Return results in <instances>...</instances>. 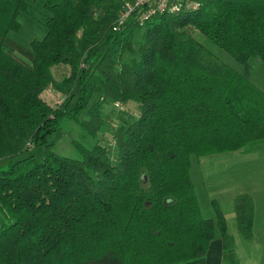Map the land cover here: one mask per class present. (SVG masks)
Here are the masks:
<instances>
[{
	"label": "trees",
	"instance_id": "trees-1",
	"mask_svg": "<svg viewBox=\"0 0 264 264\" xmlns=\"http://www.w3.org/2000/svg\"><path fill=\"white\" fill-rule=\"evenodd\" d=\"M42 1L46 33L31 42L26 66L5 38L30 0H0V159L10 160L0 170V264H203L216 228L232 263L234 235L217 205L214 219L203 217L191 156L264 142V90L215 57L201 59L211 53L194 34L242 64L264 59V0H198L197 9L119 29L123 0ZM49 86L62 102L44 99ZM107 101L138 108L116 124L114 154L100 143L78 146L79 159L51 151L47 137L65 117L86 112L79 122L95 135ZM40 142L42 161L16 159ZM233 210L251 239L252 196L237 194Z\"/></svg>",
	"mask_w": 264,
	"mask_h": 264
},
{
	"label": "rangeland",
	"instance_id": "rangeland-1",
	"mask_svg": "<svg viewBox=\"0 0 264 264\" xmlns=\"http://www.w3.org/2000/svg\"><path fill=\"white\" fill-rule=\"evenodd\" d=\"M49 15L43 7L42 0H30V6L27 11L20 12L17 16L20 26L15 30H10L6 35L5 43L9 52L26 66H31L33 59L31 42L44 37L46 29L43 23ZM128 21L136 22L133 20V17H129ZM145 22L143 24L137 22V24L144 26ZM194 37L211 53H203L201 59L214 61L215 57L220 62L239 71L264 90V59L251 56L246 63L242 64L204 34L195 32ZM134 57V54H127L125 60L130 61ZM53 74L56 79H60L63 75V69L53 68ZM43 97L51 105L59 104L63 100V94L51 86L44 91ZM137 113L138 108L134 102L121 105L120 103L117 104L112 101H107L101 108V123L95 135L89 133L85 126L79 122L89 118L87 113L83 112L78 117V120L67 117L63 118L60 121V129L49 134L47 142L51 144L50 149L54 153L73 159L81 158V152L78 146L90 148L96 143L106 146L111 155L114 154L112 133L116 124L120 122L121 117L125 118L128 122L134 120ZM247 148L252 151V157L239 158L237 151L191 156L190 174L204 218H215V205L222 212L232 210L233 199L237 195V183L239 182H237V174H240L241 179L247 180L250 175V182L256 185L264 180V173H262L264 171V142H258ZM45 150L46 145L44 142L34 143L28 151L16 159L33 154L37 161H42L45 157ZM239 160L251 163L249 166H246ZM9 164V159H0V170L7 169ZM237 164L246 168L237 169ZM255 218L264 220V212H255L254 204ZM235 221L229 220L227 225L228 232L236 235L235 259L232 263L226 260L224 264H264V232L260 228L257 231L252 230L254 232L252 238L245 239L237 231ZM4 223H7V220L0 212V226ZM217 231L218 229L216 228ZM237 237L240 239L237 240ZM244 242H247V244L244 245ZM259 253H261L262 257H257Z\"/></svg>",
	"mask_w": 264,
	"mask_h": 264
},
{
	"label": "crops",
	"instance_id": "crops-1",
	"mask_svg": "<svg viewBox=\"0 0 264 264\" xmlns=\"http://www.w3.org/2000/svg\"><path fill=\"white\" fill-rule=\"evenodd\" d=\"M237 155L239 156V158H247V157L249 158V157H252V151L248 149L237 150ZM239 161H242L246 166H249V164L251 163V162L244 161V160H239ZM240 168H246V167L239 166L237 164V169H240ZM262 173H264V171H262ZM245 177H248V176H245ZM250 180H251L250 175L247 180V179H241L240 174H237V182L239 181L237 183V194L243 193V192L249 193L253 197V201L255 204V212H264V180L260 181L258 185L250 182ZM223 215L226 221V228H227L229 220H234V221L236 220L233 207L231 211L223 212ZM259 228L264 232V220L255 218L253 221V231H257ZM235 236L236 235H234V238ZM238 239L240 238L237 237V240ZM235 244H236V238H235ZM235 244H234V253L236 255ZM246 244L247 242H244V245ZM257 257H262L261 253H259ZM237 260H238V249H237ZM225 261L226 260L224 259V256H223V245H222L221 234L219 230L217 232L215 230V236L209 243V247H208V250L205 256V261L203 264H224Z\"/></svg>",
	"mask_w": 264,
	"mask_h": 264
},
{
	"label": "built area",
	"instance_id": "built-area-1",
	"mask_svg": "<svg viewBox=\"0 0 264 264\" xmlns=\"http://www.w3.org/2000/svg\"><path fill=\"white\" fill-rule=\"evenodd\" d=\"M198 7V0H123L114 29H119L129 17L143 24L155 15L175 14Z\"/></svg>",
	"mask_w": 264,
	"mask_h": 264
}]
</instances>
